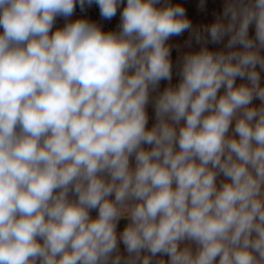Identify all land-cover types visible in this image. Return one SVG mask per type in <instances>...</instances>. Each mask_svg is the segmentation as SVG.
Listing matches in <instances>:
<instances>
[{"label":"clouds","instance_id":"9594fccd","mask_svg":"<svg viewBox=\"0 0 264 264\" xmlns=\"http://www.w3.org/2000/svg\"><path fill=\"white\" fill-rule=\"evenodd\" d=\"M77 3L0 0V264H264V0Z\"/></svg>","mask_w":264,"mask_h":264},{"label":"crops","instance_id":"0c3cea01","mask_svg":"<svg viewBox=\"0 0 264 264\" xmlns=\"http://www.w3.org/2000/svg\"><path fill=\"white\" fill-rule=\"evenodd\" d=\"M161 3H171L173 5L175 4L182 5L185 8L186 16L191 20L193 26L200 27V26L211 24L218 17L221 16L223 7L225 4V0H205V7L203 10H201L200 8V0H161ZM67 19L69 21H74L73 15ZM113 21H114V31H118L119 25L121 22V12L119 11V9L117 10V14L113 17ZM65 23H66V20L64 17H57L52 31H55L57 28H62ZM2 32H3V29L0 28V33ZM254 35H255V26L253 24L249 28V36L254 37ZM188 39H189V32H185L182 35L170 37L168 41V43L172 46L171 60H172V65H173V74H172L171 85L173 86L177 85L180 81V76L178 75V73L180 70V62L182 60L183 54L189 51H199L200 47L203 46L202 44H197L195 43V41H193V43L189 47L185 43ZM227 39L228 37L226 36L224 38V41L219 44L208 43L207 47L210 50L223 49L227 42ZM237 47H240V46L237 45ZM262 54H264V52H262ZM261 77H262L261 83L262 85H264V72L261 73ZM242 82H245V81H241L239 78L236 81L237 85ZM168 85H169L168 81L162 80L160 82V85L157 91L151 94L150 102L146 109L148 116H149L148 127H151L155 123V112H154V105H153L154 97L159 92H163V90ZM219 94H223V89L220 90ZM253 103L256 105H259L260 101L254 100ZM233 127H234V123H233ZM133 164H134V161H133ZM220 179H223V178L221 177ZM218 184H219V180H218ZM97 214L98 213L96 211L91 212V215L93 217H95ZM127 223L128 221L125 219H122L119 222L118 228H117L118 233L123 230V228L125 227ZM185 243H188V242H185ZM191 247L193 251L195 252L196 245L191 244ZM120 251L122 253L124 252V246L122 243L120 244ZM165 259H167V257H165ZM217 264H218V258H217Z\"/></svg>","mask_w":264,"mask_h":264},{"label":"built area","instance_id":"2783aa9c","mask_svg":"<svg viewBox=\"0 0 264 264\" xmlns=\"http://www.w3.org/2000/svg\"><path fill=\"white\" fill-rule=\"evenodd\" d=\"M126 5V0H125ZM125 5H121L119 9L120 12H122L123 7ZM74 21L76 19L84 18L89 20L90 22L96 23L98 26L102 28L103 31H114V21L113 18L111 20H106L101 17L100 15V9L99 6L95 3H93L91 6L85 5L84 9L82 10L79 6V3H77L74 13H73Z\"/></svg>","mask_w":264,"mask_h":264}]
</instances>
